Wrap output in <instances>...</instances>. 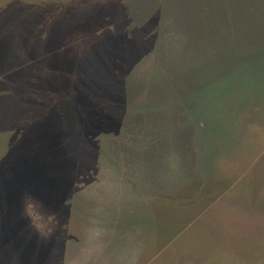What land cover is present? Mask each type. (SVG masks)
Returning <instances> with one entry per match:
<instances>
[{
  "label": "rangeland",
  "instance_id": "1",
  "mask_svg": "<svg viewBox=\"0 0 264 264\" xmlns=\"http://www.w3.org/2000/svg\"><path fill=\"white\" fill-rule=\"evenodd\" d=\"M258 86L264 0H0V264H264Z\"/></svg>",
  "mask_w": 264,
  "mask_h": 264
},
{
  "label": "trees",
  "instance_id": "2",
  "mask_svg": "<svg viewBox=\"0 0 264 264\" xmlns=\"http://www.w3.org/2000/svg\"><path fill=\"white\" fill-rule=\"evenodd\" d=\"M235 87L237 88L236 89L237 91H235V92L233 91V92H234L235 95H238L239 87L238 86H235ZM257 89H259V91H257ZM251 90H254L255 92L257 91V93H259L261 95H264V89L263 90L260 89L259 86L256 87V88H253ZM249 91H250V89H249ZM231 98H234V95ZM254 102H255V99H254ZM251 107L254 110L258 108V111H256L255 113L253 112L251 114L252 115V118L254 117V119L256 118L258 120L259 119L264 120V101L262 100L260 104L259 103H253V104H251ZM240 116L242 117L243 115H240ZM232 121H233V119L226 121L225 122V125H227V124L228 125L230 124L231 126L234 125L232 123ZM215 187L217 188V190H219V192L221 191V194H222V191L223 192L225 191L223 189H220L221 188V185L220 184L219 185H216ZM204 189H205V184L204 185L203 184L199 185V188H196V190L192 189L191 190L192 200L189 201L188 198L187 199H184L185 200L184 201L185 204H184V206H179L180 210L178 208V212L181 213V212H184V211H189L190 209H193L194 207H198V204L201 203L202 201H204L205 199H207V200L209 199V200L214 201L218 197V192L217 191L213 192L215 194L214 197H213V196H211V194L204 193ZM181 208L183 210H181ZM262 208H264V200L262 201ZM262 211L264 212V209ZM184 228H185V225L178 227V235L182 232V230ZM166 233H167V230L166 229L165 230L164 229H161V227L158 228V234H159L160 237L164 236Z\"/></svg>",
  "mask_w": 264,
  "mask_h": 264
}]
</instances>
